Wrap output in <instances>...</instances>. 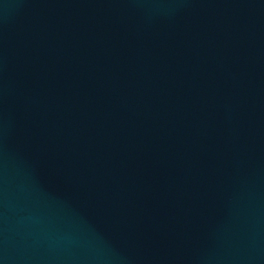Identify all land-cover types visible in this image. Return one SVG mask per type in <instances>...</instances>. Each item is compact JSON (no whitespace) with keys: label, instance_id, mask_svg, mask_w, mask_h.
Masks as SVG:
<instances>
[{"label":"water","instance_id":"95a60500","mask_svg":"<svg viewBox=\"0 0 264 264\" xmlns=\"http://www.w3.org/2000/svg\"><path fill=\"white\" fill-rule=\"evenodd\" d=\"M0 264H264V0H0Z\"/></svg>","mask_w":264,"mask_h":264}]
</instances>
